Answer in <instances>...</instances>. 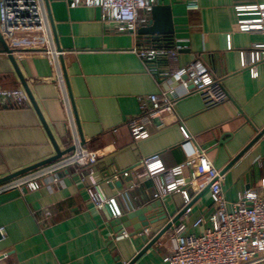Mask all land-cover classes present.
<instances>
[{
	"label": "crops",
	"instance_id": "crops-1",
	"mask_svg": "<svg viewBox=\"0 0 264 264\" xmlns=\"http://www.w3.org/2000/svg\"><path fill=\"white\" fill-rule=\"evenodd\" d=\"M45 1L57 35L55 45L58 49V43L62 51L60 61L75 104L79 135L87 148L99 154L96 168L102 192L117 199L122 213L134 201L138 207L151 208L149 217L165 208L173 218L189 205L173 228L133 263L165 264L163 257L176 247L175 228L186 225L187 232L200 233L203 228L193 223L208 216L213 206L208 189L194 194L188 186V203L179 192L154 198V183L143 176L141 159L159 154L170 169L203 148L222 171L264 128V65H256L258 76L254 77L240 58V51L264 42V34L238 31L235 12L237 4L264 0H199L198 10H188L185 0H158V4L170 5L175 28L172 42L183 48L175 58L160 55L155 64L157 73L135 51L154 44L148 37L110 30L99 7L72 8L66 0ZM7 43L15 51L17 65L58 146L61 150L69 148L73 145L72 125L56 69L45 51L44 36L20 33ZM1 50L0 42V87L24 89L8 54ZM195 59L209 67L228 99L208 105L189 84L190 93L178 98L175 111L159 113L149 125V137L135 139L128 122L142 114L140 98L167 91V72ZM168 96L174 98L171 93ZM181 126L191 134L190 139L184 137ZM55 154L33 104L29 101L16 106L1 99L0 179ZM115 170L132 172L122 178L129 181L124 180L121 187L108 181ZM84 174L85 168L74 166L60 172L58 182L45 180L39 190L0 193V228L5 231L0 238V264L131 262L147 241L138 243L136 238H129L132 228L126 229L128 235L115 231L111 207L98 208L91 202L81 182ZM224 175L222 188L229 210L242 190H260L264 136ZM159 200L164 207L153 208ZM165 222L152 225L148 238Z\"/></svg>",
	"mask_w": 264,
	"mask_h": 264
},
{
	"label": "built area",
	"instance_id": "built-area-1",
	"mask_svg": "<svg viewBox=\"0 0 264 264\" xmlns=\"http://www.w3.org/2000/svg\"><path fill=\"white\" fill-rule=\"evenodd\" d=\"M70 7L80 5L99 7L102 20L116 33L138 35V30L148 24L153 7L158 0H66ZM188 10H198L199 0H185ZM237 29L240 32H261L264 34V3L237 4ZM0 31L5 40L13 39L17 34L31 36L41 33L45 39L46 53L55 67L57 80L62 86L64 102L68 111L73 132L75 149L61 158L28 171L9 181L0 184V193L19 190L22 194L28 190H39L47 179L52 182L60 180L59 173L70 167L87 170L81 176L91 202L98 208L111 207L114 217L122 215L115 197H107L101 190L97 172L98 151L82 144L65 81L60 57L53 36L50 16L45 0H0ZM228 48H231V36H228ZM183 48L182 44H151L135 48L138 56L148 63L160 55L175 58ZM241 65L248 67L254 77L258 76L257 64L264 65V42L255 44L250 50L240 51ZM169 89L161 94H152L140 98L142 114L128 122L129 130L135 139L149 137V125L161 112H173L178 98L190 93L192 84L208 105L217 104L228 99V93L216 80L209 67L200 59H195L185 66L176 68L168 75ZM179 87L182 89L180 90ZM171 93L174 98H170ZM12 105L21 106L29 103V97L22 88L0 87V100ZM148 102L151 106H148ZM186 139L191 134L185 126L180 127ZM145 168L143 176L154 183V198L179 192L186 203L190 202L191 194L186 186L198 194L204 189L209 190L213 206L208 216L194 221V227H202L200 233L187 232V226L175 228L176 247L163 257L165 264H264V178L259 188H246L238 193L236 201L229 210L225 199L222 182L225 175L221 173L210 159L207 151L199 148L182 164L167 169L159 154L141 159ZM188 172L186 176L185 173ZM131 170H115L108 181L128 177ZM48 215V214H47ZM174 226V225H173ZM173 228V227H172ZM150 228H145L140 237L147 236ZM123 235H128L126 231ZM0 236H5L4 228H0Z\"/></svg>",
	"mask_w": 264,
	"mask_h": 264
},
{
	"label": "water",
	"instance_id": "water-1",
	"mask_svg": "<svg viewBox=\"0 0 264 264\" xmlns=\"http://www.w3.org/2000/svg\"><path fill=\"white\" fill-rule=\"evenodd\" d=\"M47 8H48V12H49V16H50V21H51V25H52V30H53V34L55 39L57 40V35L55 32V27H54V22L51 16V12L49 10V4H47ZM0 18H1V13H0ZM175 34V28H174V22H173V16H172V10L170 5H162V4H157L153 7L152 10V14H151V18L148 22L147 25L142 26L139 30H138V35L141 36H146L148 37L154 44L156 45H161L163 43L165 44H169L170 42L173 43L171 40L173 38ZM0 42L2 44V52H5L8 54L11 62L14 65V68L20 78V81L22 83V86L24 87L26 93L28 94L29 100L30 102L33 104V106L35 107V109L37 110L43 124L44 127L46 128L52 143L55 147L56 150V154L50 158H47L41 162H38L36 164H33L31 166H28L26 168H23L17 172H14L12 174H9L8 176H5L3 178L0 179V184L9 181L17 176H20L28 171H31L33 169H36L42 165H45L47 163L53 162L59 158H61L62 156L66 155L67 153L73 151L75 149V145L70 146L69 148L65 149V150H61L60 147L58 146L56 140L54 139L51 130L47 124V122L45 121L44 117L42 116L34 98L33 95L29 89V86L26 82V79L23 77L17 62L15 60L14 57V49L10 48V46L8 45L7 41L5 40L4 36L2 35L1 31H0ZM58 45V49L60 50L61 48ZM61 51V50H60ZM157 62V59L150 62V66L152 68H156L155 64ZM62 63V60H61ZM64 72V70H63ZM154 73H157V70L154 71ZM170 74V72H167V76ZM64 76H65V81H66V85L68 88V93L70 96V100H71V104H72V108H73V112H74V116H75V120L78 126V130L80 132V127H79V120L77 118V112H76V108H75V104L73 102V97L71 95V90L69 87V82L68 79L66 77V73L64 72ZM264 136V128L262 130H260L256 136L251 140V142L237 155L235 156L232 161L229 163V165L227 166V168H225L224 170L221 171L222 174L225 173V171L232 166L237 160H239V158L254 144L256 143L258 140H260L262 137ZM81 141L82 144H85V141L83 140V136L81 137ZM125 181H129L128 178L124 179ZM124 180L122 178H120L119 181L114 182L112 184L116 185L117 187H121ZM208 189V188H207ZM149 206H141L138 207L137 204L134 201H130L128 204V209L123 211L121 216L118 217H114L113 213L110 212V215L113 217L112 221H111V225L115 228L116 232L121 231L122 233L124 231H126V229L128 228H132L131 232L129 233L128 237L129 238H136V241L138 243L141 242V240L143 241H147V243L143 246V248L137 253V255L131 260V262L129 264H133L138 258H140L145 252H147L150 248H152L158 241L159 239L167 234L173 227V225L181 218V216L188 210L189 205L186 206L180 213H178L175 217L171 218L168 215L167 210L164 208L163 210H161L159 213L155 214V216H147V212L148 210H150L151 208H148ZM153 208L156 207H164V204L161 200H159L157 202V204L152 206ZM109 208V207H108ZM166 221L165 224L162 226V228L156 232L151 238H148L147 236H142L140 237L139 234H141L142 232H144L145 228H151L152 225L156 224L159 221ZM1 238V236H0ZM118 264H123L122 262H119Z\"/></svg>",
	"mask_w": 264,
	"mask_h": 264
},
{
	"label": "trees",
	"instance_id": "trees-1",
	"mask_svg": "<svg viewBox=\"0 0 264 264\" xmlns=\"http://www.w3.org/2000/svg\"><path fill=\"white\" fill-rule=\"evenodd\" d=\"M171 41H172V40H171ZM169 44H173V43L170 42Z\"/></svg>",
	"mask_w": 264,
	"mask_h": 264
}]
</instances>
